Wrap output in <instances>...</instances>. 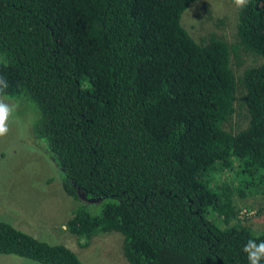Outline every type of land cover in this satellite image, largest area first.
<instances>
[{
    "label": "trees",
    "instance_id": "obj_1",
    "mask_svg": "<svg viewBox=\"0 0 264 264\" xmlns=\"http://www.w3.org/2000/svg\"><path fill=\"white\" fill-rule=\"evenodd\" d=\"M196 1L0 0V96L36 105L66 195L112 201L68 232L121 234L128 264H248L264 240L235 202L264 196V0L238 8L236 46L189 35ZM240 48L263 63L237 79ZM238 87L248 125L232 133ZM0 255L84 264L1 221Z\"/></svg>",
    "mask_w": 264,
    "mask_h": 264
},
{
    "label": "rangeland",
    "instance_id": "obj_2",
    "mask_svg": "<svg viewBox=\"0 0 264 264\" xmlns=\"http://www.w3.org/2000/svg\"><path fill=\"white\" fill-rule=\"evenodd\" d=\"M237 11L233 0H197L181 16L180 23L198 43L209 35L220 38L228 45L239 43ZM240 66L233 63L235 77L263 63V59L244 50H236ZM244 91L238 87L235 112L225 128L237 133L248 125L242 105ZM15 106L9 121V131L0 136V221L50 245H63L84 264H128L122 252V236L111 232L99 234L88 242L79 240L66 229L74 211L85 209L99 216L110 200L84 199L81 194L73 199L62 188L59 168L48 153L43 140L35 133L39 120L36 105L27 99L0 96ZM240 209L239 220L253 232L264 231V196L235 198ZM0 264H38L12 255H0Z\"/></svg>",
    "mask_w": 264,
    "mask_h": 264
},
{
    "label": "clouds",
    "instance_id": "obj_3",
    "mask_svg": "<svg viewBox=\"0 0 264 264\" xmlns=\"http://www.w3.org/2000/svg\"><path fill=\"white\" fill-rule=\"evenodd\" d=\"M249 0H233L237 8L243 9L247 7ZM6 77L0 76V92L8 88ZM15 111V106L6 103L0 99V136H4L9 131V121ZM242 251L247 256L248 264H261L264 261V240L249 239L243 246Z\"/></svg>",
    "mask_w": 264,
    "mask_h": 264
},
{
    "label": "water",
    "instance_id": "obj_4",
    "mask_svg": "<svg viewBox=\"0 0 264 264\" xmlns=\"http://www.w3.org/2000/svg\"><path fill=\"white\" fill-rule=\"evenodd\" d=\"M84 199H87V197L85 195H81Z\"/></svg>",
    "mask_w": 264,
    "mask_h": 264
}]
</instances>
